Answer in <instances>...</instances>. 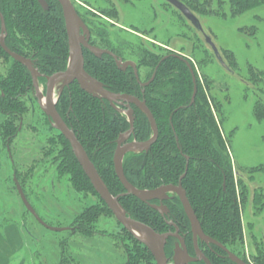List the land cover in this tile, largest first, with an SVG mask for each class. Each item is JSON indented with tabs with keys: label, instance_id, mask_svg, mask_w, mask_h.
<instances>
[{
	"label": "trees",
	"instance_id": "16d2710c",
	"mask_svg": "<svg viewBox=\"0 0 264 264\" xmlns=\"http://www.w3.org/2000/svg\"><path fill=\"white\" fill-rule=\"evenodd\" d=\"M186 1L193 11H199V6H204L198 0ZM213 1L206 0L209 8L206 13L222 14L224 0H217L219 5L217 8L213 7ZM230 5L231 14L238 15L264 5V0H230ZM0 8L7 26L6 45L12 51L35 60V66L43 74L41 82L45 81V76L67 67L70 47L59 5L53 7V12L50 13L43 10L34 0H0ZM1 30L0 18V34ZM255 31L256 29H253V32ZM0 56L12 63L6 73L0 71V112L4 116L0 121V136L5 152L12 158L15 154L14 142L21 132V120L31 109L29 94L33 80L29 69L5 52L1 44ZM158 62L160 63L156 78L146 88L148 94L146 100L156 118L159 138L147 155L134 152L126 155L124 168L128 179L137 188L153 189L163 184H176L184 175L183 188L204 231L249 264H264L261 254L257 253L253 260H249L245 253L241 207L247 199L246 188L242 178L236 176L226 138L214 111L216 108L214 99L208 90L209 81L201 78L195 63L192 62L198 84L195 102H192L195 84L187 63L180 57L171 55L157 59L154 66ZM226 62L232 68L231 64ZM86 68L91 75L105 80L108 87L117 93H125L129 89L141 90L134 74L123 72L116 65L112 71L103 60L92 57L87 61ZM134 109L136 116L134 137L139 141L147 140L152 135L150 122L144 112L135 106ZM58 110L62 115L70 110L72 121L80 132L91 160L110 192L114 196L120 195L119 200L126 211L133 218L150 224L159 232L169 230L170 225L160 213L137 197L123 194L125 188L113 171L116 140L121 132L130 127L127 117L108 100L94 98L77 84L71 93L68 90L64 92L59 100ZM57 137L62 138V135L58 134ZM57 137L53 136L51 138L53 141L47 140L43 149L45 159L35 162L29 170L37 171L39 166H45L51 161L59 174L68 176L76 194L96 195L92 182L86 176L71 145L66 141L63 143ZM138 167L141 170L139 174L135 171ZM14 176L18 178L31 202L33 192L31 190L30 193L26 186V179L29 177L27 174L22 175L19 164L15 162ZM13 188L17 190L16 182ZM38 198L36 195V199ZM20 200L22 201L21 197ZM94 203L95 201H92L80 213L74 215L70 224L77 233L86 236L96 234L95 226L100 215L111 213L109 208L101 206L104 204L101 199L98 202L99 209ZM23 205L25 206L24 203ZM25 209L29 212L26 206ZM174 211L178 217L174 219H181L189 226L179 198L176 200ZM179 225L181 226L180 223ZM24 228L28 234L32 233L25 223ZM123 229L126 237L118 238L126 254L123 264H156L149 248L132 233ZM174 240L170 238L168 251L171 250ZM206 252L213 264H236L216 245H212ZM60 264L81 263L76 262L70 253H64Z\"/></svg>",
	"mask_w": 264,
	"mask_h": 264
},
{
	"label": "rangeland",
	"instance_id": "374dc122",
	"mask_svg": "<svg viewBox=\"0 0 264 264\" xmlns=\"http://www.w3.org/2000/svg\"><path fill=\"white\" fill-rule=\"evenodd\" d=\"M89 1L94 5L103 3L102 0ZM128 1L130 3L124 5L122 12V24L135 25L142 30L153 28L152 36L163 43L173 39L172 46L194 58L199 75L209 81L208 90L214 99L215 112L234 168L246 188L247 199L241 207L245 253L250 259L257 253L264 259V5L243 14L232 15L230 0H224L222 14H207L209 8L206 0H198L204 6H199V11L194 12L203 30L212 37L220 52L225 54V60L232 67L228 68L217 58L203 35L181 13L172 16V19L160 15L155 20L148 11V3ZM218 6L217 0H214L213 7ZM106 8L109 9L108 4ZM253 29L256 31L253 32ZM11 64L10 60L0 56L1 72L6 73ZM256 74L258 76H254ZM37 112L40 113V110L37 109ZM3 117L0 112V121ZM32 120V111L29 109L24 129L14 142L15 154L12 158L5 152L4 145L1 147L0 220L16 222L22 219L34 234L25 233V246L15 255L13 264H60L64 253H70L81 264H122L126 254L118 238L126 235L122 231H115L120 226L111 214L102 213L95 226L96 230L100 229L108 235L96 233L86 236L72 235L68 230H51L26 211L18 190L13 188V163L19 164L22 175L26 174L35 162L45 159L43 149L48 136L42 130L41 120L37 130L31 129ZM0 139L2 141L1 136ZM48 165L39 166L33 174V180L26 179L28 191L33 192L31 202L50 226L69 227L74 215L95 201L96 197L93 194H76L66 178L61 180L56 176L54 183L57 188L51 186V189L52 176L45 172ZM16 198L19 199V210L16 208Z\"/></svg>",
	"mask_w": 264,
	"mask_h": 264
},
{
	"label": "flooded vegetation",
	"instance_id": "af4514ba",
	"mask_svg": "<svg viewBox=\"0 0 264 264\" xmlns=\"http://www.w3.org/2000/svg\"><path fill=\"white\" fill-rule=\"evenodd\" d=\"M35 1H37L39 3V5L41 6V8L43 10L49 11L50 13L53 12L52 11L53 7H55L56 5L60 6L61 11H62V15H63V19H64V22H65V28H66V32H67V37H68V42H69V47H70V54H71V43H70V38H69V34H68V29H67V20H66L65 13H64V10H63V6H62L60 0H44L45 3L47 4L46 8L43 7V5L40 3L39 0H34V2ZM102 1H103L102 4L94 5L89 0H71L73 5L75 6L77 14L79 15V17L83 20V22L87 25V27L89 29V34L82 27H81L80 32H79L80 39H81V44H82V48H83V52H84V57H85V70L90 74V72L86 68V64H87V61L90 60L93 57V58H96V59L103 60V63L107 64L108 67L112 69V71H114V66L116 65L118 67V69L123 71V72H127V73H129L131 75L133 73L134 76H135L136 81L140 85L141 90L140 91H138V90L131 91V89H129V91H127L125 93H121V94H127V95H131V96H134V97H138L141 100H145L146 103H147L146 98L148 97V94H147L146 88L156 78L158 65L160 63V62H158V64L156 66H154L155 61L157 59H159V58L164 59V58H166V57H168L170 55L174 56V57H179L178 55H181V56L185 57V59L190 61L191 65H192V62H195L194 58L190 57L187 54H184V53L180 52L178 49L173 47L172 46L173 39L170 40L168 43H163L160 40H158L156 37H153L152 36L154 34V29L153 28H151L149 30L148 29L142 30V29H139L135 25L127 26V25L122 24L121 23L122 12H123V9H124V5H128V3H130L128 0H102ZM138 1H144V2L148 3V5H149V6H147L148 11L153 14V16L155 17V20L160 15L161 16L165 15V18L172 19V16L178 15V13H181L187 19V17L179 10V8H177L169 0H138ZM180 1L184 2L188 6L186 0L185 1L184 0H180ZM106 4L109 5V9L106 8ZM103 8H104V10H103ZM187 20L190 22L189 19H187ZM196 30H198V29L196 28ZM198 31L203 35L204 40L207 43L206 38H205L206 32L205 31L203 32L201 30H198ZM83 39L88 40L89 45L97 48L99 50V55L95 54L89 47H86L83 44ZM141 39L144 42L143 41H139ZM27 58H30V57H27ZM30 59L33 61V64L35 66V60L33 58H30ZM69 63H70V56H69V59H68L67 67L64 70H59V71H56V72H54V73H52L50 75L45 76V81H43V82L40 81V78L43 76V74L41 72H39V70L37 69L38 72H39L40 87L42 86L41 87V91L45 94V96H46V92H47L48 77L49 76H53L56 73L65 72L68 69ZM131 63H135L137 71H136V68ZM123 64H128V65L126 67H122ZM31 76H32V74H31ZM91 76L95 80H97L98 82L103 83L107 90H109L111 92H114V93H117L112 88L108 87V85L105 82V80L99 79V78H97V77H95L93 75H91ZM32 80H33V78H32ZM149 81H150V83L148 85H144L146 82H149ZM76 84L79 86L80 89L84 90L82 88V86L80 85L78 80H74V81H72V82H70L68 84H66L64 80L59 82V83H57V85L55 86V89L53 91L54 92L53 94H54L55 100H56L57 110H58L59 100L63 96L64 92L66 90H68V92L71 93L72 88L73 87L76 88ZM62 85H63V87H62ZM84 91L87 92L86 90H84ZM87 93L90 94L91 96H93L94 98L108 100L112 104V106H114L117 110L121 111L122 114H124L127 117V120L130 123V127L126 131L121 132L119 134V136H118V138L116 140V147H115L114 153H113V171H114L116 177L119 179V177L117 175V172H116V167H115V153H116V150L118 148V145H119L118 143H119V139H120L121 135H125L131 128V118H130V115H129V112H128L130 108L128 107V104H130V107L133 109L134 131L130 135V137L126 138L122 142V145L124 146L125 144L133 142V141L144 142V141L149 140L152 137V135H153V129H152V135H151V137L149 139L144 140V141H139L138 139H136L134 137V134H135V120H136L134 106L137 107L142 112H144L141 108H139L135 103H129V102H123V101L119 102V103H116V102L110 101L108 98H106L104 96H101V97L100 96H94L93 94H91L89 92H87ZM29 99H30L31 111H32V119H33L32 121H34V122L31 123L30 128L33 129V130H37L36 129L38 127L37 124H39L38 122H40V120H41L42 122H40V123H42V130H45V133L48 134V136L46 137V143H47L48 139H51L53 136L57 137V135L59 134V135H62V138L57 137V139H59L63 143L66 141V142H68L71 145L70 140L60 130H58L55 127L54 122L52 121V119L40 107L39 102H38L37 92H36V90L34 88V85H32L31 92L29 94ZM37 109L40 110V113L37 112ZM214 111H215V109H214ZM58 112H59V110H58ZM59 114L63 118L64 122L69 126V128L76 134L78 140L81 142V144L83 145V147H84L85 151L87 152L89 158L91 159L87 149L85 148V146H84V144L82 142V139H81V136H80V132H79L78 128H76L75 123L72 121V118L70 116V110L68 112H66L64 115H62L60 112H59ZM215 114H216V112H215ZM24 122H25V118H23L21 120V123H20V130L21 131H23L22 129H24L23 128ZM151 128H152V126H151ZM20 134H21V132H20ZM158 138H159V136H158ZM50 141H53V140L51 139ZM152 146H151V148H152ZM71 147H72V145H71ZM151 148L147 149V150H143V151H128L123 157V169H124V172H125L124 162H125V157H126L127 154L134 152V153H146V155H147V153H149ZM77 159H78V157H77ZM78 161H79V159H78ZM79 163H80V161H79ZM93 164H94V162H93ZM144 164L145 163H144V160H143V165ZM80 165H81V163H80ZM81 167L83 168L82 165H81ZM95 167H96V165H95ZM49 168H50V170H49ZM96 169H97V167H96ZM135 169H136L135 170L136 173L139 174L140 171H141L140 168L138 167V168H135ZM83 170H84V168H83ZM97 171H98V169H97ZM34 172H36V171H34ZM34 172H31L30 170H28L26 172V174L28 175V177L30 179L33 180ZM45 172L51 174V176H52V181H50V188L51 189H52L51 186H53L54 189L57 188L55 183H54L55 176L57 178L60 177L61 180H64L66 178L67 182H69V185H71V183H70V181L68 179V176L59 174L58 171L56 170V167H55L54 163H52L51 161L49 162V165H48L47 170ZM84 172H85V170H84ZM98 173H99V171H98ZM85 174H86V172H85ZM125 175H126V172H125ZM238 175L239 174L236 171V176L238 177ZM86 176H87V174H86ZM183 176L181 177L180 181L178 183H176V184L175 183H168V184H163V185H169V184L178 185L181 182V180L183 179ZM126 177H127V175H126ZM127 179H128V177H127ZM44 180H45V177H44ZM119 181H120V179H119ZM163 185H161V186H163ZM92 186H93V189H94V191L96 193V195H94L96 197L94 204L97 207V209H99L98 206L100 205V203H98V202H99L100 199L104 202V204H102L101 206L109 208V206L106 204V202L100 197L99 193L97 192V190L95 189L93 184H92ZM182 186H183V184H182ZM71 187H72V185H71ZM123 187H124V185H123ZM156 188H158V187H156ZM153 189H155V188H153ZM144 190H150V189H144ZM73 191H74V189H73ZM125 193H126V188H125V192L123 194H125ZM125 195H129V194H125ZM130 195H132V194H130ZM166 195L167 196L164 199H162V200L161 199H153L150 202H144L141 199L140 200L142 202L146 203L148 206H150L153 210H155L158 213H160V215L165 218L167 223L170 225V229L165 231V232L177 233V235L169 236L168 237V241L166 243L165 250H166V255H167L168 259H169V264H176L175 260H174V257H175V252L178 249L180 251H184V246H183V243H182V239L184 240V243H185V246H186V249L188 251L189 256L192 257V258L193 257L200 258L198 253H197L195 235H194V232H193L191 221H190V219H189V217H188V215H187V213L185 211V208H184V205L182 203V200H181L180 196L178 195L177 192H168ZM133 196H135V195H133ZM177 198L180 199V201H181V203L183 205L184 212H185V214L187 216V219L189 221V226H187L186 223H184L181 219H177V220L174 219L176 217V215H177L176 211H174V208L176 206ZM154 204L155 205H162L163 209H164V207H166L167 210L164 209L163 212L159 211V210H157L156 208L153 207ZM110 211H111V213H108V212L107 213L111 214L112 216L115 217L113 211L111 209H110ZM176 218H178V217H176ZM114 220L116 221L118 226H120L115 231H122L124 236H125L126 233H125V231L123 229L125 227L117 220V218L114 219ZM139 221H141V220H139ZM144 223H146V222H144ZM179 223L181 224V226L179 225ZM147 225L151 226L150 224H147ZM152 228L155 231L159 232L154 227H152ZM125 229L127 231H129L127 228H125ZM67 230L69 232H72L73 233L72 235L80 234V233H77L76 230H74V226L72 224L69 225ZM99 230L100 229L96 230L97 234L108 235L106 232L99 231ZM115 231H112V233L115 234ZM165 232H159V233H165ZM170 238H174L175 240L173 242L171 250L168 251L167 248H168V244H169ZM215 240H217V239H215ZM197 242H198L197 243L198 248L205 254V256L208 257V254H207L206 251L209 248H212V245H216L219 248L223 249L226 252L227 256L231 259L229 252L226 250V249H229V248L226 245H224L223 243H221L220 241L219 242L226 249L224 247H221V246L215 244V243H207L206 241L202 240L200 237H198V241ZM171 251H172V253H171ZM229 251H231V250L229 249ZM231 252L233 254L237 255L233 251H231ZM237 256L240 257L242 260H244L241 256H239V255H237ZM181 259H184V257L181 256ZM248 259L249 260H253V258L252 259L248 258ZM187 261L184 264H196V263H201V262H204L205 264H207L204 261V259H198V260H195V261L188 259ZM233 262L236 263L235 261H233ZM245 262H247V261H245ZM247 263L249 264V262H247Z\"/></svg>",
	"mask_w": 264,
	"mask_h": 264
},
{
	"label": "water",
	"instance_id": "95a60500",
	"mask_svg": "<svg viewBox=\"0 0 264 264\" xmlns=\"http://www.w3.org/2000/svg\"><path fill=\"white\" fill-rule=\"evenodd\" d=\"M40 3L43 5V7H47V4L44 0H39ZM171 1L179 10L187 17V19L190 20V22L198 29L204 32L201 21L199 17L182 1L180 0H169ZM63 10L65 13V17L67 20V29L68 34L70 38L71 43V54H70V63L68 66V69L65 72L56 73L53 76L48 77V83H47V92L46 96L41 91L40 83H39V72L37 68L34 66L33 61L30 58H27L17 52L12 51L8 48L5 42V38L7 35V26H6V20L5 17L1 11L0 8V18L2 22V30L0 34V44L2 48L7 52L12 58H14L16 61L24 64L29 71L32 74L33 78V85L37 92L38 102L42 110L52 119L54 122L55 127L60 130L69 140L72 145V148L74 149L81 165L83 166L87 176L89 177L90 181L94 185L95 189L99 193L100 197L106 202V204L109 206V208L113 211L115 217L117 220L125 227L127 228L137 239H139L141 242H143L151 251L153 254L156 264H169V259L166 255V243L168 241V237L171 235H177V233L172 232H165V233H159L155 231L151 226L147 225L146 223L139 221L133 217H131L126 209L122 206L119 198L120 195L114 196L110 190L108 189L107 185L101 178L100 174L98 173L95 165L89 158L87 152L85 151L83 145L78 140L76 134L69 128V126L64 122L63 118L59 114L57 107H56V100L54 96V89L57 83L61 81H65L66 84L78 80L80 85L84 90L87 92L93 94L94 96H104L108 98L112 102H129V103H135L139 108H141L145 114L147 115L149 122L153 129V135L152 137L144 142H138L133 141L130 143L122 145V142L130 137V135L134 131V115H133V109L130 107V104H128L129 109V115L131 118V128L130 130L125 134L121 135L119 139V145L115 153V167L117 175L126 188L125 194H132L141 199L144 202H150L153 199H164L168 192H177L180 196L182 203L184 205L185 211L191 221V225L193 228V232L195 235V241L197 246V253L200 258L198 257H190L188 254V251L186 249L184 240L182 239V243L184 246V251H180L179 249L175 252V263L176 264H184L186 261L189 260H198V259H204V261L207 264H213L211 260L205 256V254L198 248L197 241L198 237H200L202 240L206 241L207 243H215L221 247H224L219 241L215 240L211 236L207 235L205 231L203 230V227L201 225V222L199 220L198 215L196 214L188 196L185 191V189L182 186V180L178 185H163L155 189L150 190H144L139 189L135 185H133L126 177L124 169H123V157L128 151H143L150 149L151 146L157 141L159 136V128L156 121V118L151 111V109L148 107L145 100H141L138 97H134L127 94H121V93H114L109 90H107L103 83L98 82L95 80L86 70H85V57L84 52L81 44L80 39V29L81 27L89 34V29L87 25L83 22V20L79 17L77 14V11L75 9V6L71 2V0H60ZM205 38L207 43L211 46L213 49V52L217 56V58L222 62V64L229 68L227 62L225 61L223 55L220 52V49L216 46L214 43L212 37L209 34H205ZM83 44L86 47H89L95 54L99 55V50L91 45H89L88 40L83 39ZM181 59L185 60V62L190 67V70L193 75L194 79V92L192 96V102L195 101V97L198 91V85L196 80V74L193 66L191 65L190 61L185 59V57L178 55ZM120 64V63H119ZM135 68V63H131ZM121 65V64H120ZM128 64H123L122 67H126ZM137 71V68H136ZM153 79V78H152ZM150 83L146 82L144 85H148ZM63 87V85H62ZM46 102H45V101ZM46 103V104H45ZM14 180L16 182L17 190L20 194V197L25 204L27 210L44 226L54 231H64L67 230L68 227H55L50 226L48 223H46L41 216L36 211L35 207L32 205V203L29 201L26 193L24 192L21 184L19 183V180L16 176H14ZM124 194V195H125ZM154 208H156L159 211L167 210L166 207L162 205H153ZM225 248V247H224ZM226 249V248H225ZM230 257L233 261H235L237 264H248L244 260H242L237 255L233 254L229 249H226ZM181 256L184 257V259H181ZM188 262V261H187Z\"/></svg>",
	"mask_w": 264,
	"mask_h": 264
},
{
	"label": "crops",
	"instance_id": "0c3cea01",
	"mask_svg": "<svg viewBox=\"0 0 264 264\" xmlns=\"http://www.w3.org/2000/svg\"><path fill=\"white\" fill-rule=\"evenodd\" d=\"M2 146L3 141L0 139V156ZM16 199L18 200L16 208L19 210V199ZM21 222H23L22 219L16 222L0 220V264H13L15 255L19 254V249L25 246L26 230L24 222Z\"/></svg>",
	"mask_w": 264,
	"mask_h": 264
}]
</instances>
